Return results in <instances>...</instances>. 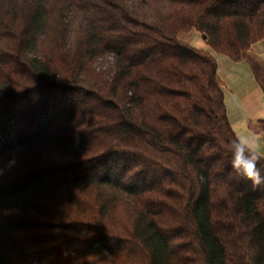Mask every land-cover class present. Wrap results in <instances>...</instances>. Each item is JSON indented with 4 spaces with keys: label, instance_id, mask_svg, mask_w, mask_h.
I'll return each instance as SVG.
<instances>
[{
    "label": "trees",
    "instance_id": "trees-1",
    "mask_svg": "<svg viewBox=\"0 0 264 264\" xmlns=\"http://www.w3.org/2000/svg\"><path fill=\"white\" fill-rule=\"evenodd\" d=\"M126 1L0 0V264H264V184L231 168L216 62L264 91V0Z\"/></svg>",
    "mask_w": 264,
    "mask_h": 264
},
{
    "label": "rangeland",
    "instance_id": "rangeland-1",
    "mask_svg": "<svg viewBox=\"0 0 264 264\" xmlns=\"http://www.w3.org/2000/svg\"><path fill=\"white\" fill-rule=\"evenodd\" d=\"M131 1L127 0L126 3L129 4ZM165 4L163 0H137L135 1V5L137 10L146 8H159ZM88 7V6H86ZM57 10V4H53V11L54 13ZM52 15L50 18V24L52 25L51 28L48 29L47 35L43 38L41 43L39 44L40 50H44V54H48L45 50H47L52 42V40L56 37L58 39V35H56L57 27L58 26V19L56 14ZM81 15V12L78 14ZM76 19L75 17L68 19V22L65 20V24L68 23V26L63 29L65 31V36L63 39H68L72 41L73 31L76 28ZM50 25V26H51ZM70 35V38L68 37ZM180 38L194 47L201 48L203 50L209 51V48L206 46L204 40L201 38L200 34L195 31H190L185 34H181ZM250 53L255 56L259 63L264 65V43L257 42L254 44V47L250 48ZM229 61L227 58L223 56H216L217 62V75L221 79L223 86H224V104L227 108L226 111L228 114L232 116L234 120H239V123H234L235 132H237L240 136H242L241 129L243 128L242 124L245 122L244 119L249 118V114L251 110L259 108L260 106H264V98L263 95L261 96L259 89L257 88L258 85L254 81V78L247 66L246 63H228ZM111 59L107 55H100L96 59L93 60L91 63V67L96 71L98 69L107 70L109 67V63ZM231 75V76H229ZM251 87H255L252 89ZM260 96V97H259ZM229 118V117H228ZM231 122L233 120L230 118ZM248 125V130L250 132V124L245 122ZM233 124V123H232ZM263 124V123H262ZM261 123L255 127L256 129L261 128ZM234 131V130H233ZM234 132V133H235ZM244 132L249 133L247 130L244 129ZM236 135V134H235ZM250 140V135H247ZM237 137V136H236ZM238 138V137H237ZM245 138V136H243ZM42 154H47L45 152H41ZM18 162H21L25 155L23 153H17ZM7 172L0 167V185L5 183L7 179ZM0 217L2 218L3 215ZM0 218V219H1Z\"/></svg>",
    "mask_w": 264,
    "mask_h": 264
},
{
    "label": "clouds",
    "instance_id": "clouds-1",
    "mask_svg": "<svg viewBox=\"0 0 264 264\" xmlns=\"http://www.w3.org/2000/svg\"><path fill=\"white\" fill-rule=\"evenodd\" d=\"M226 150L230 153L231 168L238 176L251 180L253 185L264 184V175L257 167V163L264 160V150L243 137L228 142Z\"/></svg>",
    "mask_w": 264,
    "mask_h": 264
},
{
    "label": "crops",
    "instance_id": "crops-1",
    "mask_svg": "<svg viewBox=\"0 0 264 264\" xmlns=\"http://www.w3.org/2000/svg\"><path fill=\"white\" fill-rule=\"evenodd\" d=\"M252 47H254V45H252ZM251 47V48H252ZM228 63H231L229 61H227ZM231 76V75H229ZM252 89H255V87H251ZM259 89V92L261 94V96L263 95L264 98V91H262L259 87H257ZM256 90V89H255ZM260 97V96H259ZM227 109V108H226ZM227 112V111H226ZM227 116L229 117V119L231 118L233 120V122L230 123L232 125V129L235 132L234 127V123H239V120H234L232 118V116L230 114H228L227 112ZM245 122H248L250 124V132H249V128L248 125H246V123L244 122L242 124L243 128L241 129L242 131V136H240L237 132H235L236 136L239 137H243L245 136L246 139L249 140L247 135H250V141L260 150H264V106H260L259 108H256L254 110L250 111L249 114V118L244 119ZM233 123V124H232ZM258 123H263L261 127H263L261 130H257L255 127L258 125ZM244 129L247 130L249 133L244 132Z\"/></svg>",
    "mask_w": 264,
    "mask_h": 264
}]
</instances>
